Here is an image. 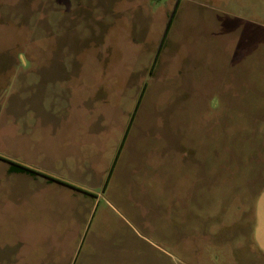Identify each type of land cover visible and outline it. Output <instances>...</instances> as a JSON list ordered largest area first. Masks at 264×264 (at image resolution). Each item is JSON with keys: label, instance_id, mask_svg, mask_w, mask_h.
<instances>
[{"label": "rangeland", "instance_id": "374dc122", "mask_svg": "<svg viewBox=\"0 0 264 264\" xmlns=\"http://www.w3.org/2000/svg\"><path fill=\"white\" fill-rule=\"evenodd\" d=\"M7 56L0 260L264 264V0H0ZM55 72L59 126L9 141L8 100Z\"/></svg>", "mask_w": 264, "mask_h": 264}, {"label": "crops", "instance_id": "0c3cea01", "mask_svg": "<svg viewBox=\"0 0 264 264\" xmlns=\"http://www.w3.org/2000/svg\"><path fill=\"white\" fill-rule=\"evenodd\" d=\"M17 59L15 57H0V75L6 74L8 70L10 69V66L13 67V65L16 63ZM54 63V62H53ZM61 64V61L55 62ZM62 70V68H60ZM64 82L65 79H63L62 72H55L51 76L50 79H41L37 83H33L30 81V78L24 77V100H23V106L22 110L23 113H19L17 115V107H16V101L15 99H9L8 100V122L6 123L7 127V134L8 139L11 141L13 138L16 137L15 133L17 132L18 127L21 130L32 131V134H40L42 129L47 125L48 121L52 122V126L57 125V117L55 115L49 116L47 113V106L49 105V91L47 90L48 82ZM53 99H61L60 105L56 104V102L51 103V107L55 110L57 109V112H59L64 105V100H62V97H60L61 94L59 92L53 91L51 93ZM15 104V105H14ZM63 104V105H62ZM60 109V110H59ZM28 112H31V114L34 115L35 120L32 121L30 119H27ZM19 116V117H18ZM47 117H49L47 119ZM66 125H71L70 121H66ZM17 134V133H16ZM41 144V143H40ZM42 146V145H41ZM15 253H2L0 256H14ZM11 259L8 258L5 260H0V264H11Z\"/></svg>", "mask_w": 264, "mask_h": 264}, {"label": "trees", "instance_id": "16d2710c", "mask_svg": "<svg viewBox=\"0 0 264 264\" xmlns=\"http://www.w3.org/2000/svg\"><path fill=\"white\" fill-rule=\"evenodd\" d=\"M176 10H177V9L174 10V12L172 13V15H171V17H170V20H169L168 25H167V28H166V30H165L164 36L162 37V40H161L160 46H159V48H158V50H157V52H156V54H155V57H154V59H153V61H152V68H154L155 65H156V63H157V60H158V57H159L160 50L162 49V47H163V45H164V43H165V41H166V38H167V35H168V32H169V29H170V27H171V24H172V21H173L174 15H175V13H176ZM145 89H146V83L144 84V86H143V88H142L141 95H140V97H139V99H138V101H137V104H136V107H135L134 112H133V114H132V117H131L130 123H129L127 129H126L125 136H124V139H123V141H122V144H121L120 150H121V148H122V146H123V143H124V140H125V138H126V136H127V134H128V131H129V128H130L131 122H132V120H133V118H134V116H135V113H136L137 109H138V106H139L140 101H141V97H142V95H143ZM119 152H120V151H119ZM4 160H6V161L9 163L8 171H9L10 173H25V174H29V175H32V176H36V175L41 174L39 171H36L35 169H32L31 167L26 166V165H24V164H21V163H18V162H16V161H12V160H9V159H4ZM112 170H113V168H112ZM112 170H111L110 173H109V177H110V175H111ZM43 175H44V174H43ZM44 176H45L46 178H48V180H50V181H55V182H58V183H61V184H64V185H68V186L73 187V185H71V184H69V183H67V182H65V181H63V180H61V179H58V178H56V177H52V176H49V175H44ZM108 181H109V178H107V180H106V183H105V185H104V189L106 188ZM75 188L77 189V187H75ZM78 190L83 191V192L86 193V194L93 195V193H91V192H89V191H86V190H84V189L78 188Z\"/></svg>", "mask_w": 264, "mask_h": 264}]
</instances>
